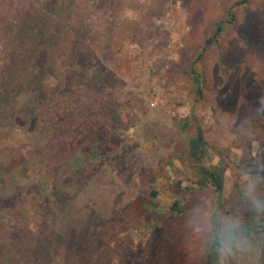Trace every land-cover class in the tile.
Masks as SVG:
<instances>
[{"label":"rangeland","instance_id":"1","mask_svg":"<svg viewBox=\"0 0 264 264\" xmlns=\"http://www.w3.org/2000/svg\"><path fill=\"white\" fill-rule=\"evenodd\" d=\"M234 1L90 0L89 40L41 37L44 91L18 98L0 124V142L8 143L0 147V264H24L15 254L34 246L52 210L51 224L70 237L102 216L95 227L104 237L51 264H94L107 240L120 264H151L163 223L180 216L173 203L181 198L188 206L197 188L182 154L195 115L208 129L211 161L230 164L224 194L227 209L237 212L234 189L243 179L234 130L251 115L262 84L235 33L221 46L234 68L223 66L217 49L203 53L213 21ZM236 11L251 42L264 39V0ZM4 52L0 43V57ZM191 61L204 77L201 100L188 74ZM92 147L104 156L92 159ZM54 188L72 200L55 201ZM221 260L249 264L240 254Z\"/></svg>","mask_w":264,"mask_h":264},{"label":"trees","instance_id":"2","mask_svg":"<svg viewBox=\"0 0 264 264\" xmlns=\"http://www.w3.org/2000/svg\"><path fill=\"white\" fill-rule=\"evenodd\" d=\"M92 1V0H91ZM164 1V0H162ZM90 0H0V43L4 53L0 57V124L10 117L13 106L18 98L32 92L42 93L41 72L45 65L47 44L41 39L48 34L78 35L89 40L91 27L86 23L90 15ZM251 0L234 1L226 7L213 21V25L205 39L204 52L217 49L223 66L234 68L235 63L224 59L221 46L229 33L236 37L248 51V58L244 61L250 67L252 77H257L262 84L256 104L251 115L234 130L233 143L241 150L237 163L238 170L250 166L259 154L264 157V39L256 44L239 29V16L236 7L239 4H250ZM255 51V54L252 52ZM203 53L200 57L203 56ZM188 74L195 82V92L198 100L204 95V77L195 67V61L190 62ZM102 80V76H96ZM194 130L188 135L183 157L189 168L196 174L195 190L190 191L193 199L184 207L181 198L173 203V210L180 216L171 218L163 223L159 250L151 264H223L221 255L217 254L205 243L204 236L192 231L189 227V209L194 203L202 202L209 207H218L223 212L231 214L227 209L229 200L225 197L226 175L230 167L229 162L220 159L214 163L211 154L214 147L208 139V129L199 118L194 116ZM1 134V129H0ZM258 148L254 153L253 144ZM1 149L7 148L5 141L0 142ZM9 153V152H8ZM9 156L10 153H9ZM89 156L100 159L104 156L96 147H92ZM81 188L78 189V191ZM235 195L239 197L240 208L234 215L239 216L248 225L249 231L254 233L260 248L264 249V219L255 217L241 198L239 183L235 184ZM258 192L264 195V183L258 186ZM55 201L69 203L73 196L63 193L57 188L52 190ZM56 218L54 210L42 221L43 234L34 246L22 245L14 259L22 258L24 264H51L64 251L81 250L96 245L101 236L95 225H102L104 218H91L74 237L57 229L51 224ZM115 249L110 240L100 248L95 256L94 264H120L115 258ZM264 264V257L261 258Z\"/></svg>","mask_w":264,"mask_h":264},{"label":"clouds","instance_id":"3","mask_svg":"<svg viewBox=\"0 0 264 264\" xmlns=\"http://www.w3.org/2000/svg\"><path fill=\"white\" fill-rule=\"evenodd\" d=\"M240 175L244 204L255 217L264 219V195L258 192V186L264 183V157L257 154L250 166L241 169ZM189 212V227L201 233L206 245L217 254L223 257L240 254L248 259L249 264H261L264 249L257 244L254 233L249 231L242 218L202 202L194 203Z\"/></svg>","mask_w":264,"mask_h":264}]
</instances>
